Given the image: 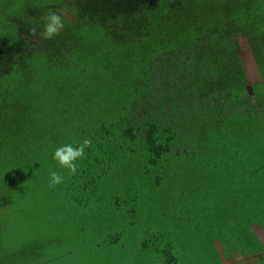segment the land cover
I'll return each instance as SVG.
<instances>
[{
    "label": "trees",
    "instance_id": "1",
    "mask_svg": "<svg viewBox=\"0 0 264 264\" xmlns=\"http://www.w3.org/2000/svg\"><path fill=\"white\" fill-rule=\"evenodd\" d=\"M49 11L64 27L45 39ZM241 32L263 85L249 83ZM253 99L264 102V0H0V264H73L52 232L67 239L90 217L94 235L152 226L140 251L178 263L199 231L213 240L217 206L242 201L239 181L210 193L245 166ZM85 138L70 174L53 149ZM51 171L64 182L49 186ZM38 193L44 230L29 213ZM120 234L77 258L123 264L133 242Z\"/></svg>",
    "mask_w": 264,
    "mask_h": 264
},
{
    "label": "crops",
    "instance_id": "2",
    "mask_svg": "<svg viewBox=\"0 0 264 264\" xmlns=\"http://www.w3.org/2000/svg\"><path fill=\"white\" fill-rule=\"evenodd\" d=\"M252 84L263 85L260 72ZM253 101L258 120L253 122L255 134L249 141L247 159L251 161V165L253 161L255 168L243 170L248 183L243 186L237 184L239 186L234 189L237 193L244 191L242 201H233L230 211L226 205L217 206V218H221L222 225L216 227L213 240L209 238L197 246L185 244L184 256L174 264H192L190 258L194 256L199 257L200 264H205L208 260H211L208 264H264V102L260 106L257 100ZM254 142L255 151L252 152ZM251 177L256 179H250ZM252 180L254 182L250 183ZM156 260L158 264H170L158 256Z\"/></svg>",
    "mask_w": 264,
    "mask_h": 264
},
{
    "label": "rangeland",
    "instance_id": "3",
    "mask_svg": "<svg viewBox=\"0 0 264 264\" xmlns=\"http://www.w3.org/2000/svg\"><path fill=\"white\" fill-rule=\"evenodd\" d=\"M71 10H74V7L71 6L70 8ZM64 14L68 17H71V13L68 11H65ZM46 17L47 15H45L43 17V20L46 22ZM235 41L237 43L238 46V50L239 53L241 55L242 58V62L244 64L245 67V71L247 73L248 76V80L251 84L252 81H255L256 77L259 76V72H258V68L256 65V62L254 60V57L252 56L250 47H249V42L247 40V37L244 33H239L237 34ZM31 44L34 45L35 47L39 48L41 46V43L35 39H31ZM255 151V143H253L252 146V152ZM30 153V152H29ZM39 157V155H37ZM248 157V153L246 156V159ZM245 162L242 161V163H244V167L239 169L237 168L236 170V176L234 178V180H232V182L230 184H225L223 185L221 188L217 187V189H220V192L216 191L210 193V195H212V197L217 198L218 200L220 196H224L223 191H221L224 187H227V185H232L233 183H235L236 181L242 182L243 185H246L248 183V177L245 173H242L243 170L249 169V168H255L253 167V161H252V165H251V161H248V159ZM264 171V170H263ZM250 179H256V177H251ZM29 180H25V182H28ZM34 184H29V188H27L28 190H32V186L36 187L38 186V182L37 181H33ZM254 182V180L250 181V183ZM226 189V188H225ZM233 191V190H232ZM223 194H222V193ZM237 193L234 192L233 193V198H236ZM35 199L37 200L39 203L41 201V194L38 193V196H31V194H29V200L32 204L31 209H30V217L34 218V221L36 222V225H38L39 229L44 230V226H46V224L48 223L46 221V216L42 215V208L39 209L37 207V204L35 202H32V200ZM41 204V203H40ZM76 207H73L72 213H74V209ZM114 208H118L119 212L122 214V210H121V206H114ZM63 213H60L58 216H61ZM90 220H92V218L90 217L87 222L89 224H80L78 226V230H76V232L72 231L70 237H67L66 239V232L64 230H66V228H62L61 225L59 227H57L58 229H56L54 232H52L53 237L56 239L57 237H61L62 240L65 242H67V240L71 243L70 246L68 247H64L63 249L66 251L70 252L69 256H66L68 258V260H70L73 264H75V262H77V264H82L83 261H79V259L77 258V255H79L80 253V257L83 256L84 261L88 262V257L90 253H94L92 251V249H90L91 247H87L86 245L91 242L94 241V243H99L100 241H104V242H108L110 240V236L114 235L116 232H120L122 234H120V240H118L119 242H123L126 239H129L133 242V246L129 248L128 253L131 254L129 255V257L127 258V260H125V256L121 259L122 261L125 260V262L123 264H158V260H156L157 256L154 253H150L147 250H142L140 251V249H143V247L141 246L140 243H142L144 241L145 238L150 237L151 232L153 231V227L150 226V231H146L144 227H135L134 229H128L130 231L125 232V234L122 232L121 228H118V231L115 229H104L103 231H100L102 233H99L98 235H94V228L92 227V225L90 224ZM94 220V219H93ZM98 220V219H96ZM46 223V224H45ZM86 223V222H85ZM58 224V222L55 223V225ZM84 225V227L81 229V227ZM229 225V224H227ZM174 227V226H173ZM62 228V229H61ZM96 229V228H95ZM163 228L159 227L157 228V232L155 233V235H159L158 233H162ZM175 231L179 232V229L175 227ZM232 231V230H230ZM144 234H146V237H144ZM200 235V238L202 240H208L204 239V235H206V233H201L199 231L198 233ZM208 235V234H207ZM210 237V236H209ZM215 238H217L215 236ZM120 245V244H119ZM209 247H211V244H208ZM71 250V251H70ZM77 252V253H76ZM120 256H123L125 253L123 251H120ZM208 258V256H207ZM191 261L190 263L192 264H200L199 257L198 256H194L190 258ZM209 259V258H208ZM63 261V259H62ZM211 260H208L205 264H208V262Z\"/></svg>",
    "mask_w": 264,
    "mask_h": 264
},
{
    "label": "clouds",
    "instance_id": "4",
    "mask_svg": "<svg viewBox=\"0 0 264 264\" xmlns=\"http://www.w3.org/2000/svg\"><path fill=\"white\" fill-rule=\"evenodd\" d=\"M64 27L63 18L56 11H49L44 25V38L51 39L59 34ZM90 139H83L82 142L62 143L54 147L52 158L61 168L69 170L70 174H76L79 161L85 156L86 149L91 146ZM64 176L57 171L50 172L49 186L60 185L64 182Z\"/></svg>",
    "mask_w": 264,
    "mask_h": 264
}]
</instances>
